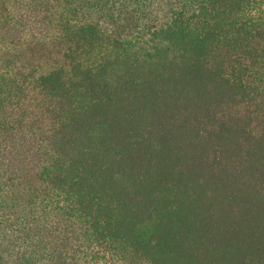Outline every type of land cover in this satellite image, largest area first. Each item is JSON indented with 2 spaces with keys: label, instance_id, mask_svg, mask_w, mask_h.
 I'll use <instances>...</instances> for the list:
<instances>
[{
  "label": "trees",
  "instance_id": "obj_1",
  "mask_svg": "<svg viewBox=\"0 0 264 264\" xmlns=\"http://www.w3.org/2000/svg\"><path fill=\"white\" fill-rule=\"evenodd\" d=\"M0 264H264V0H0Z\"/></svg>",
  "mask_w": 264,
  "mask_h": 264
}]
</instances>
